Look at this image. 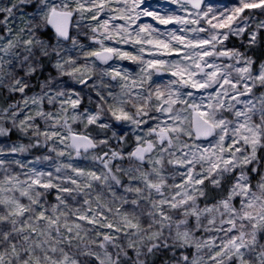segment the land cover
Instances as JSON below:
<instances>
[{"label":"snow or ice","instance_id":"6c2138e0","mask_svg":"<svg viewBox=\"0 0 264 264\" xmlns=\"http://www.w3.org/2000/svg\"><path fill=\"white\" fill-rule=\"evenodd\" d=\"M0 264H264V0H0Z\"/></svg>","mask_w":264,"mask_h":264},{"label":"clouds","instance_id":"9594fccd","mask_svg":"<svg viewBox=\"0 0 264 264\" xmlns=\"http://www.w3.org/2000/svg\"><path fill=\"white\" fill-rule=\"evenodd\" d=\"M97 147H98V148L100 147V144H99V142L97 143Z\"/></svg>","mask_w":264,"mask_h":264}]
</instances>
